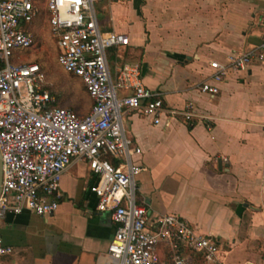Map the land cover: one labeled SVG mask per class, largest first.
Listing matches in <instances>:
<instances>
[{
	"label": "crops",
	"instance_id": "obj_1",
	"mask_svg": "<svg viewBox=\"0 0 264 264\" xmlns=\"http://www.w3.org/2000/svg\"><path fill=\"white\" fill-rule=\"evenodd\" d=\"M100 3V28L129 38L128 46L107 51L112 73L140 64L144 84L167 108L193 114L189 120L163 116L157 125L137 112L126 117L128 135L141 149L135 160L145 170L137 177V198L149 224L179 215L218 244L223 263L264 264V64L253 61L231 73L216 95L200 90L212 75L211 61L225 64L264 40V0ZM48 19L43 7L31 30L40 20L50 29ZM92 106L89 98L85 112L76 111L87 115ZM95 182L86 162H73L62 176L55 213L7 214L0 237L13 253L1 264H108L116 224L96 210ZM184 253L193 264H207ZM158 255L171 262L167 244Z\"/></svg>",
	"mask_w": 264,
	"mask_h": 264
},
{
	"label": "built area",
	"instance_id": "obj_2",
	"mask_svg": "<svg viewBox=\"0 0 264 264\" xmlns=\"http://www.w3.org/2000/svg\"><path fill=\"white\" fill-rule=\"evenodd\" d=\"M99 1L0 0V223L9 213H55L63 174L73 162L84 161L96 178L90 188L97 197L96 210L110 213L116 224L108 264H163L161 244L170 247L168 264H193L184 250L207 264H225L218 244L197 234L186 219L169 215L151 225L146 207L138 202L137 177L145 168L135 160L141 149L128 135L126 117L137 112L157 125L163 116L181 114L189 120L193 114L167 108L161 94L144 84L140 64L125 63L112 73L107 51L128 46L129 38L100 28L95 6ZM43 7L60 65L82 81L93 101L87 115L55 106L52 84L39 64L21 63L20 57L19 63L12 62L15 50L35 47L31 27ZM253 61L264 64V40L225 64L211 61L212 75L200 90L218 94L225 77L246 71ZM12 253L0 237V264Z\"/></svg>",
	"mask_w": 264,
	"mask_h": 264
},
{
	"label": "rangeland",
	"instance_id": "obj_3",
	"mask_svg": "<svg viewBox=\"0 0 264 264\" xmlns=\"http://www.w3.org/2000/svg\"><path fill=\"white\" fill-rule=\"evenodd\" d=\"M103 4L95 3L96 9ZM100 6V7H99ZM38 21L35 29L36 45L34 48L18 49L14 52L13 63L35 62L41 65L52 84V89L59 99L60 106L85 112L89 106V98L84 90L83 84L70 76L58 61V47L50 33V29ZM41 27H44L41 29ZM17 57L20 60L17 61Z\"/></svg>",
	"mask_w": 264,
	"mask_h": 264
},
{
	"label": "trees",
	"instance_id": "obj_4",
	"mask_svg": "<svg viewBox=\"0 0 264 264\" xmlns=\"http://www.w3.org/2000/svg\"><path fill=\"white\" fill-rule=\"evenodd\" d=\"M29 63H35V62H29ZM37 64H38V63H37ZM40 66H41V65H40ZM42 69H43V68H42ZM70 76L73 77V78L76 79V80H79V81L82 83V81H81L79 78L75 77L74 75L70 74ZM83 86H84V85H83ZM50 90H51L52 94H54V95L56 96V94H55V92L53 91L52 87L50 88ZM84 90H85L87 96L90 98V96H89L88 92L86 91L85 87H84ZM56 98H57V101H56V103H55V106H60L59 99H58L57 96H56ZM90 99H91V98H90ZM73 110H74V109H73ZM75 111H76V110H75ZM76 112H77V111H76Z\"/></svg>",
	"mask_w": 264,
	"mask_h": 264
},
{
	"label": "water",
	"instance_id": "obj_5",
	"mask_svg": "<svg viewBox=\"0 0 264 264\" xmlns=\"http://www.w3.org/2000/svg\"><path fill=\"white\" fill-rule=\"evenodd\" d=\"M2 177H3V161H2V152L0 149V191H1V185H2Z\"/></svg>",
	"mask_w": 264,
	"mask_h": 264
}]
</instances>
